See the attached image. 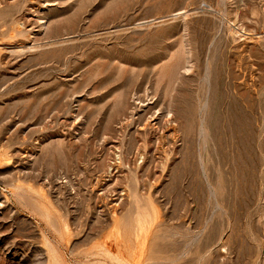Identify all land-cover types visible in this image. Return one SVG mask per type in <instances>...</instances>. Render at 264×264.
Wrapping results in <instances>:
<instances>
[{"label": "rangeland", "instance_id": "obj_1", "mask_svg": "<svg viewBox=\"0 0 264 264\" xmlns=\"http://www.w3.org/2000/svg\"><path fill=\"white\" fill-rule=\"evenodd\" d=\"M0 264H264V0H0Z\"/></svg>", "mask_w": 264, "mask_h": 264}, {"label": "bare ground", "instance_id": "obj_2", "mask_svg": "<svg viewBox=\"0 0 264 264\" xmlns=\"http://www.w3.org/2000/svg\"><path fill=\"white\" fill-rule=\"evenodd\" d=\"M250 36H251V35H250ZM114 252H118V254H119L121 257H123V255H124V253L122 252L121 249H118L117 251H114Z\"/></svg>", "mask_w": 264, "mask_h": 264}]
</instances>
